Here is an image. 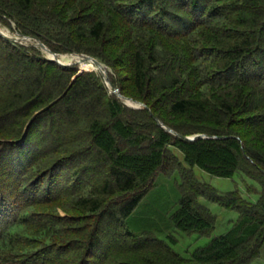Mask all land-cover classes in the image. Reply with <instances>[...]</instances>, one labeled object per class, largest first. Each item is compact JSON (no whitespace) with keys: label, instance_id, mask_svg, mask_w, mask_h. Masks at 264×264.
I'll return each instance as SVG.
<instances>
[{"label":"trees","instance_id":"trees-1","mask_svg":"<svg viewBox=\"0 0 264 264\" xmlns=\"http://www.w3.org/2000/svg\"><path fill=\"white\" fill-rule=\"evenodd\" d=\"M13 22L58 55L86 54L123 72L108 70L109 81L147 108L125 105L100 71L79 75V65L61 66L0 33V264L261 258L264 0H0V23L13 30ZM107 43L123 50L121 65L103 51ZM196 135L210 138L183 139ZM195 167L228 179L242 173L261 186H248L260 198L201 183ZM177 175V231L214 234L217 216L202 199L239 215L189 257L175 251V237L127 224L160 176Z\"/></svg>","mask_w":264,"mask_h":264},{"label":"rangeland","instance_id":"rangeland-1","mask_svg":"<svg viewBox=\"0 0 264 264\" xmlns=\"http://www.w3.org/2000/svg\"><path fill=\"white\" fill-rule=\"evenodd\" d=\"M12 25L13 30L5 24L3 25L2 23H0L1 31L12 38L20 37L19 35H21V33L16 31L18 29L16 22H13ZM21 44L27 47H34L35 42L33 40L22 41ZM107 46V49L103 47V51L106 52L112 63L120 64L123 61V57L120 55L122 53L121 51L123 50L117 53V50L113 52V50L111 49V46H113V44L107 43ZM36 48L42 51L39 47ZM113 48L114 50L116 49L114 46ZM75 54L76 53H65L60 54V56L75 57ZM74 60L71 62H76ZM1 67L0 75L3 74V69ZM106 67L109 72L114 75V77L120 78L125 75L123 72L119 71V74L118 71L113 70L108 66ZM121 68L124 69V66H122ZM15 79H17V76H13V81H15ZM171 150L184 163L185 154L174 147H172ZM194 172L196 174L197 179L201 183L211 185L223 193L239 190L240 194L243 196L244 199H248L252 202H257L260 198L257 194L250 195L248 192V186L255 188L258 193H260L261 191V186L256 181L248 178L242 173L237 174L233 179H228L214 177L198 167H195ZM178 179V175L174 176L173 178L160 176L157 180L156 188L153 189L145 197V199L134 212V214L127 219V224L129 226V229L136 234L150 232L153 233L155 236L160 237V239L162 240H166L169 237H175L177 239L176 246L174 247L175 251L185 257H189L195 250L207 246L212 240V238L224 236L225 234H227L230 228L232 227L230 222L236 221L239 215L235 212L227 211L226 209L221 208L216 204L209 203L208 201L202 199L201 201L206 206H208V208H210L211 211L217 216L218 222L214 234L211 237H200L198 235L189 236L177 231L174 227L172 217L180 209L181 194L175 183ZM70 188L71 187H69V189ZM253 188L251 189L253 190ZM60 213L63 217L66 216L65 212L60 211ZM86 227L90 226L84 225L82 228L84 229ZM68 242L69 241L67 240L64 244L66 245ZM74 249L77 251V248ZM261 258L262 261L259 262ZM261 258L258 259L254 264H264V249L262 250Z\"/></svg>","mask_w":264,"mask_h":264},{"label":"water","instance_id":"water-1","mask_svg":"<svg viewBox=\"0 0 264 264\" xmlns=\"http://www.w3.org/2000/svg\"><path fill=\"white\" fill-rule=\"evenodd\" d=\"M0 33L1 35H3L4 37L8 38L9 40L15 42V43H21L22 41H30L33 40L35 42L34 46L39 47L44 53H49L50 55L53 56V58H49L50 60L57 62L59 65L64 66V67H71L73 65H79L80 66V74H82L83 72H87L89 70H85L82 68L83 64L85 62L88 61H92L98 68V70L101 72L104 81L106 82L108 88L110 89L111 93L116 95L121 101L124 102L125 105H127L130 108L133 109H146L147 106L143 103L134 101L130 98L125 97L124 95L121 94L120 88L117 87L116 85L112 84L109 81V77H108V69L105 65H103L99 60H97L96 58L92 57V56H88V55H83V54H75V57H78L79 59H82L80 61H76V62H70V63H64L60 60V57H65V56H60L56 53H54L53 51H51L39 38H33V37H27V36H23V35H19L20 37L17 38H12L8 35H6L5 33H3L1 31L0 28ZM127 101H132L136 104V106H131L127 103ZM156 121L158 122V124L163 127L166 131L175 134L176 136H180L178 134H176L171 128L165 126L158 118H155ZM181 137V136H180ZM201 138H210L207 137L206 135H196V136H189V137H183V139L187 140V141H195L197 139H201Z\"/></svg>","mask_w":264,"mask_h":264},{"label":"bare ground","instance_id":"bare-ground-1","mask_svg":"<svg viewBox=\"0 0 264 264\" xmlns=\"http://www.w3.org/2000/svg\"><path fill=\"white\" fill-rule=\"evenodd\" d=\"M47 57L48 58H53L52 55H50L49 53H46ZM75 59V60H74ZM60 60L64 63H68V62H71V61H80L82 59H79L78 57H73V56H70V57H60ZM83 69L85 70H91V71H99L97 66L92 62V61H88V62H85L82 66ZM127 103L131 106H136V104L132 101H127Z\"/></svg>","mask_w":264,"mask_h":264},{"label":"crops","instance_id":"crops-1","mask_svg":"<svg viewBox=\"0 0 264 264\" xmlns=\"http://www.w3.org/2000/svg\"><path fill=\"white\" fill-rule=\"evenodd\" d=\"M225 193H226V192H225ZM260 261H262V258H261V260H259V262H260Z\"/></svg>","mask_w":264,"mask_h":264}]
</instances>
